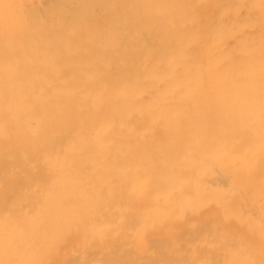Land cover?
<instances>
[{
  "label": "bare ground",
  "instance_id": "obj_1",
  "mask_svg": "<svg viewBox=\"0 0 264 264\" xmlns=\"http://www.w3.org/2000/svg\"><path fill=\"white\" fill-rule=\"evenodd\" d=\"M0 264H264V0H0Z\"/></svg>",
  "mask_w": 264,
  "mask_h": 264
}]
</instances>
